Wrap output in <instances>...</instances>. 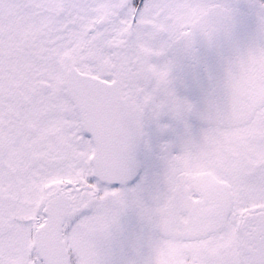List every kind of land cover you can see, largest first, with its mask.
<instances>
[{
  "label": "snow or ice",
  "instance_id": "6c2138e0",
  "mask_svg": "<svg viewBox=\"0 0 264 264\" xmlns=\"http://www.w3.org/2000/svg\"><path fill=\"white\" fill-rule=\"evenodd\" d=\"M0 264H264V0H0Z\"/></svg>",
  "mask_w": 264,
  "mask_h": 264
},
{
  "label": "flooded vegetation",
  "instance_id": "af4514ba",
  "mask_svg": "<svg viewBox=\"0 0 264 264\" xmlns=\"http://www.w3.org/2000/svg\"><path fill=\"white\" fill-rule=\"evenodd\" d=\"M127 223L129 224L130 227H132V228L135 227V223H134V221L131 218H129V220L127 221Z\"/></svg>",
  "mask_w": 264,
  "mask_h": 264
}]
</instances>
